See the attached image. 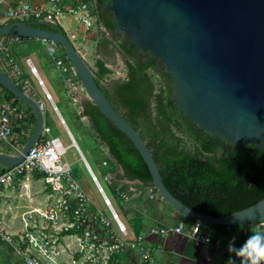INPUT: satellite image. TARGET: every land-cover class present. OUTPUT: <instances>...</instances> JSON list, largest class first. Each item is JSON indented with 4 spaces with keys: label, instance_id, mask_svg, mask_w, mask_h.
Wrapping results in <instances>:
<instances>
[{
    "label": "water",
    "instance_id": "obj_1",
    "mask_svg": "<svg viewBox=\"0 0 264 264\" xmlns=\"http://www.w3.org/2000/svg\"><path fill=\"white\" fill-rule=\"evenodd\" d=\"M106 7L112 11L117 30L162 60L169 73L171 99L182 113L244 153L259 152L264 141V0H109ZM0 34L52 39L61 45L88 99L133 143L153 187L175 210L225 226L238 246L242 243L233 226L264 220V196L221 216L193 210L176 198L163 183L145 140L115 109L61 29L17 21L0 25ZM0 85L34 113L20 153L0 152V163L13 165L37 138L43 117L37 102L2 70Z\"/></svg>",
    "mask_w": 264,
    "mask_h": 264
},
{
    "label": "built area",
    "instance_id": "obj_2",
    "mask_svg": "<svg viewBox=\"0 0 264 264\" xmlns=\"http://www.w3.org/2000/svg\"><path fill=\"white\" fill-rule=\"evenodd\" d=\"M95 6L96 0H0V25L22 21L40 27L59 26L71 41L76 36L77 29L87 30L96 26L99 13ZM62 17L73 19V25H65L61 21ZM102 29L110 32L103 25ZM31 38L33 37L0 34V70L32 97L43 111V100L37 97L13 54L14 44ZM39 40L45 43L53 66L60 73L75 72L67 56L62 54L59 43L46 38ZM115 53L124 60L119 50ZM24 62L52 109L57 111L34 63L29 57ZM113 68L118 70L116 65ZM120 75L122 77L124 73ZM25 117L21 100L17 102L14 98L7 99L0 92V152L11 155L20 153L27 139L24 135L28 132L29 136L33 126ZM59 122L64 126V120L60 116ZM65 132L70 139L67 145L62 144L57 135L50 133L49 125L42 118L37 138L22 158L13 165L0 163V200L4 197L5 190L15 185L24 175L38 174L45 194L42 205L30 206L20 212V225H8L0 215V241L10 246L13 256H18L24 264H114L119 254L133 250L138 256V264H155L154 251L158 241L153 238L186 229V235L194 242L204 243V238L208 237L212 251L221 252L228 259L232 256L238 263L239 259L227 251L230 239L210 235L209 224L199 219L188 223L178 221L172 224H151L143 226L137 233L133 232L97 181L72 134L67 129ZM68 146L75 147L107 211L90 199L74 179L70 164L62 160ZM108 158L111 157L107 153V158L102 161L107 167ZM106 179L116 185L115 189L124 201L132 200L131 192L140 183L137 179L125 177L119 165L108 168ZM150 190L149 197H152L153 189L150 187Z\"/></svg>",
    "mask_w": 264,
    "mask_h": 264
},
{
    "label": "trees",
    "instance_id": "obj_3",
    "mask_svg": "<svg viewBox=\"0 0 264 264\" xmlns=\"http://www.w3.org/2000/svg\"><path fill=\"white\" fill-rule=\"evenodd\" d=\"M96 1L99 9L109 3V0ZM99 20L112 32L111 39L124 57V75L112 79L107 92L93 76L115 109L145 140L168 190L189 208L213 216L226 215L263 197L264 141L259 152L244 153L234 143L210 135L197 126L171 99L172 86L162 60L149 50L139 48L117 30L110 9L99 10ZM41 26L61 29L59 26ZM61 52L66 56L62 47ZM0 92L7 99L19 101L2 85ZM82 106V113L87 116L96 138L111 157L107 168L119 165L125 177L140 182L139 188L153 187L148 168L128 137L92 101L84 100ZM26 119L29 123L34 122V113L29 106ZM136 190L131 192L132 199ZM134 201L147 207L151 203L142 195ZM183 216L190 222L194 220ZM129 220L133 231L139 232L141 213L133 212ZM209 227L232 239L225 226L209 224ZM233 227L242 243L246 239L245 224Z\"/></svg>",
    "mask_w": 264,
    "mask_h": 264
},
{
    "label": "rangeland",
    "instance_id": "obj_4",
    "mask_svg": "<svg viewBox=\"0 0 264 264\" xmlns=\"http://www.w3.org/2000/svg\"><path fill=\"white\" fill-rule=\"evenodd\" d=\"M61 21L65 25L68 24L69 26H72L74 23L73 19L67 17H62ZM76 32V36L74 38H71L72 44L80 54L83 53V57H87V60L85 58L84 60L86 61L90 71L95 75L98 82L107 92V86L110 81L114 78L121 77L120 73L113 75L114 65L117 66L119 71H123L124 69V60H121V56H119L118 53L116 55V53L114 52L112 53L113 55L111 59L106 60L108 61V65H106L108 67L104 65L105 58L100 53L101 51H99L100 42L102 43L103 41H105L108 49H110L111 51H113V49L118 51L115 43L110 39L111 34L102 29V23L100 22V20H97L95 27L87 30L77 29ZM13 54L15 55L22 71L29 79L32 86H35V83L33 81L32 75L28 71V67L24 62L26 57H29L31 61L37 66L38 71L41 73V75L43 73V79L47 77L51 85L55 87L56 90H58V93L56 95L59 109L61 110L65 118V122L69 127L70 132L72 133V136L77 146L79 147L81 154L87 161L92 172L95 174L97 181L102 186L104 192L110 198L114 208L117 210L120 217L126 222L127 226L129 228L131 227L129 217L133 214V212L141 213V220L142 224L144 225H151L157 219H169V222H172V213L179 211L175 209L173 211L169 207L170 205H167L168 203L160 197V194L157 191H154L155 189H153V187H151L153 189V196L149 197L151 191L150 187L139 188L135 185V190H137L134 198L132 200L124 201L118 195L115 189L116 185H112L107 181L106 176L108 168L102 163V161L107 158L106 148L102 143H99L98 139L96 138L94 131L90 127L87 116L85 121L81 120L80 116H78L76 113L75 107L68 100L70 99L69 97L76 98L77 102L79 103V100L83 101L84 98L88 97L76 73L74 71H70L64 74L56 73L55 68L51 62V57L46 51V45L43 41H40L39 38H31L30 40H23L17 44H14ZM115 55L117 56V60L115 59ZM64 89H68L70 92L68 98L63 94ZM39 94L40 92L37 96L41 95ZM45 105L46 106L43 112V117L50 127V133L53 135H57L60 138L62 144L67 145L70 142V139L67 136L64 127L54 116L53 111L49 108L48 104L46 103ZM21 106H23L24 112L27 116L28 105L21 101ZM26 121L28 122L27 119ZM62 160H65L70 164L74 179L88 194L90 199L95 204L99 206L102 205L104 207L101 195L97 191L96 185L91 180L90 175L74 146H68L66 148L62 156ZM26 181L29 183V186L27 188H19L15 184L13 186H9L5 190V193L8 189L13 190L12 194L9 195V197L12 199L11 206L15 205L13 207V211H22V209L25 210L30 207L27 204L29 195H31L32 197H37L40 200L45 198V194L41 189L42 179L40 177L34 175L33 177H29V179H27ZM139 195L148 197L151 202L150 207L143 208V206H141L140 204L135 203L134 199ZM104 209L106 210L105 207ZM10 210L12 211V208H10L9 211ZM18 222V224H20V219L18 220ZM225 238H227V236Z\"/></svg>",
    "mask_w": 264,
    "mask_h": 264
},
{
    "label": "crops",
    "instance_id": "obj_5",
    "mask_svg": "<svg viewBox=\"0 0 264 264\" xmlns=\"http://www.w3.org/2000/svg\"><path fill=\"white\" fill-rule=\"evenodd\" d=\"M99 51H101L100 53L105 58L104 60L105 66L108 65V61L106 60H110L113 55L112 53L116 52L115 49H113V51L108 49L105 41H103L102 43L100 42ZM81 56L83 57V53L81 54ZM83 58L87 60V57L84 56ZM36 69H37L38 75L43 79L42 77L43 73L41 75V73L38 71L37 66H36ZM55 71L58 74L60 73L56 68H55ZM122 72H124V69L123 71L113 69V75H116ZM32 78L35 83V86H32L34 91L36 92L37 95L39 92L41 94V95L39 94L40 96H37V97L43 100L44 105L46 103L48 104L49 108L53 111V114L58 119V121H59V116L64 120V126L62 124L61 125L64 127V129H67L70 132V129L65 122V118L61 110L59 109V104L57 103L58 101H57L56 94L58 93L57 92L58 90H56V88L51 85L47 77L43 79L44 86L46 90L49 92L51 99L57 108V111H55L52 109L50 102L44 97L42 88L37 84L36 79L33 75H32ZM69 93L70 92L68 89L63 90V94L67 96V98L69 97L68 96ZM69 98L70 99L68 100L75 107L77 115L80 116L81 120L85 121L86 115L82 113V110H83L82 101L79 100V103H78L76 98L75 99L74 98L71 99V97ZM87 99L88 97L84 98V100H87ZM44 110H45V107H44ZM44 110L42 111V117H43ZM29 177H33V176H30V175L22 176L20 180L16 183V186H18L19 188H27L29 186V183L26 180L29 179ZM12 192H13L12 189H8L4 197H2V199L0 200V215L4 218V220L6 221V223H8V225H16V224L20 225L18 224L19 223L18 220H19V214L21 210L13 211V207L15 205L11 206L12 199L9 197V195H11ZM44 200L45 198L40 200L37 197H32L31 195H29L27 204L28 206H38V205H42ZM167 205H170V204H167ZM8 207L12 208V211L11 210L9 211L10 208ZM146 207L147 206L145 205L143 206V208H146ZM169 207L174 211V208L171 205ZM171 219L173 220L172 222H169V219H166V220L157 219L153 224H158V223L172 224L178 221H183L185 223L190 222L189 220L184 218L183 214L180 212H173ZM143 226H146V225L142 224V227ZM185 230L186 229H184L181 232H172V233H168V234L153 238V240L158 241V246L155 248V251H154L155 264H227L228 258H225V256L221 252L212 251L213 249L211 245L209 244H204L201 242L199 243L194 242L192 239H190L186 235ZM243 231L244 233H246V237L252 232H256V231L264 232V220L259 221V222H251V223L245 224ZM209 234L213 236L218 235L222 237L223 239L225 238L223 234L211 228L209 230ZM0 264H24V263L18 256L12 255L11 248L9 245L4 244L0 241ZM114 264H138V256L135 251L126 250L125 252L117 256V261ZM237 264H239V261Z\"/></svg>",
    "mask_w": 264,
    "mask_h": 264
},
{
    "label": "clouds",
    "instance_id": "obj_6",
    "mask_svg": "<svg viewBox=\"0 0 264 264\" xmlns=\"http://www.w3.org/2000/svg\"><path fill=\"white\" fill-rule=\"evenodd\" d=\"M203 242L208 244L211 241L205 237ZM227 251L239 259V264H264V232H252L239 246H236L233 237L227 245ZM227 264H236V260L230 256Z\"/></svg>",
    "mask_w": 264,
    "mask_h": 264
},
{
    "label": "flooded vegetation",
    "instance_id": "obj_7",
    "mask_svg": "<svg viewBox=\"0 0 264 264\" xmlns=\"http://www.w3.org/2000/svg\"><path fill=\"white\" fill-rule=\"evenodd\" d=\"M106 5H107V4H105L104 7H102L101 9H103V8H107ZM95 7H96V10H97L98 13H99V10H101V9H99V6H98L97 1H96V6H95ZM107 9H108V8H107ZM111 36H112V34H111Z\"/></svg>",
    "mask_w": 264,
    "mask_h": 264
}]
</instances>
